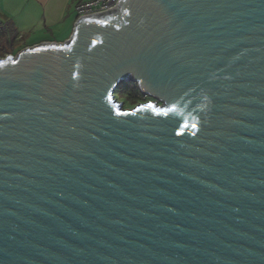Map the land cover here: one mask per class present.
I'll return each mask as SVG.
<instances>
[{"label":"water","instance_id":"water-1","mask_svg":"<svg viewBox=\"0 0 264 264\" xmlns=\"http://www.w3.org/2000/svg\"><path fill=\"white\" fill-rule=\"evenodd\" d=\"M0 264H264V0H120L0 57Z\"/></svg>","mask_w":264,"mask_h":264},{"label":"crops","instance_id":"crops-1","mask_svg":"<svg viewBox=\"0 0 264 264\" xmlns=\"http://www.w3.org/2000/svg\"><path fill=\"white\" fill-rule=\"evenodd\" d=\"M84 0H0V21H8L13 28L14 42L27 31L28 27H38L44 32L43 38L37 41L63 43L72 34L75 22V5ZM74 7V11H73ZM29 47V46H26ZM0 54H14L9 45ZM3 55L0 57H3Z\"/></svg>","mask_w":264,"mask_h":264},{"label":"trees","instance_id":"trees-1","mask_svg":"<svg viewBox=\"0 0 264 264\" xmlns=\"http://www.w3.org/2000/svg\"><path fill=\"white\" fill-rule=\"evenodd\" d=\"M13 31L14 30L11 27V25H9L8 21L6 22L0 21V52L5 51L4 49L6 45H9L10 48L12 47V44L14 42L13 40L15 37L14 35H11L13 37L9 39L8 36L11 34V32L13 33ZM3 54L0 55L2 56ZM118 96L127 99L131 105L140 102L142 98L149 97L143 94L133 81H121L114 90L115 99H118ZM166 107L167 106L164 105L156 108H158V110H162L165 109Z\"/></svg>","mask_w":264,"mask_h":264},{"label":"rangeland","instance_id":"rangeland-1","mask_svg":"<svg viewBox=\"0 0 264 264\" xmlns=\"http://www.w3.org/2000/svg\"><path fill=\"white\" fill-rule=\"evenodd\" d=\"M74 7H73V11H74ZM27 29L28 30L25 31V33L21 34V37H19V39L17 38L15 40L14 48L13 49L12 47L10 48L11 51L14 53L13 55L17 54L20 50L26 48V46L32 47L34 45L39 44L37 41L41 40V38H43L44 36V33H43L44 31L42 29H39L38 27H28ZM149 97L142 98L140 102L135 103L134 105H131L127 99L119 97V96H118L119 101L118 99H115V100L121 103L122 110H126V109L133 108L141 103H146L148 102V100L151 101L152 99L151 97L150 98Z\"/></svg>","mask_w":264,"mask_h":264},{"label":"built area","instance_id":"built-area-1","mask_svg":"<svg viewBox=\"0 0 264 264\" xmlns=\"http://www.w3.org/2000/svg\"><path fill=\"white\" fill-rule=\"evenodd\" d=\"M120 0H84L80 1L75 5V22H77L80 17L85 15H91L94 13L103 12L113 8L119 7ZM74 22V24H75ZM132 81V80H131ZM134 82V81H133ZM138 89L141 91L139 85L134 82ZM142 92V91H141Z\"/></svg>","mask_w":264,"mask_h":264},{"label":"flooded vegetation","instance_id":"flooded-vegetation-1","mask_svg":"<svg viewBox=\"0 0 264 264\" xmlns=\"http://www.w3.org/2000/svg\"><path fill=\"white\" fill-rule=\"evenodd\" d=\"M149 101V100H148Z\"/></svg>","mask_w":264,"mask_h":264}]
</instances>
